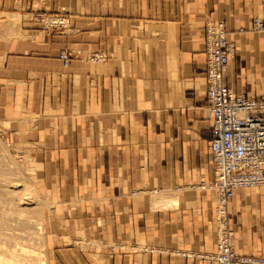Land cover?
<instances>
[{"label":"crops","instance_id":"crops-1","mask_svg":"<svg viewBox=\"0 0 264 264\" xmlns=\"http://www.w3.org/2000/svg\"><path fill=\"white\" fill-rule=\"evenodd\" d=\"M33 12L68 28L44 32ZM257 17L264 0H0V122L31 151L51 264H208L203 30L207 18L226 23V79L260 98ZM228 211L236 252L264 257V187L235 190Z\"/></svg>","mask_w":264,"mask_h":264},{"label":"built area","instance_id":"built-area-1","mask_svg":"<svg viewBox=\"0 0 264 264\" xmlns=\"http://www.w3.org/2000/svg\"><path fill=\"white\" fill-rule=\"evenodd\" d=\"M34 22L47 33H61L68 20L59 15L33 12ZM252 31L264 34V20L254 18ZM223 20L207 18L203 30L207 60L206 111L212 123L209 146L213 179L202 182L200 189L215 195L217 245L212 253L202 256L208 264H264L262 256H245L233 246L229 204L237 189L264 187V97L248 98L235 92L226 76L234 45ZM71 53L60 57L68 60ZM101 60L99 54L92 57ZM144 251L155 252L153 249ZM191 257V255H189Z\"/></svg>","mask_w":264,"mask_h":264},{"label":"rangeland","instance_id":"rangeland-1","mask_svg":"<svg viewBox=\"0 0 264 264\" xmlns=\"http://www.w3.org/2000/svg\"><path fill=\"white\" fill-rule=\"evenodd\" d=\"M3 132L0 122V258L10 264H51L31 151L8 142Z\"/></svg>","mask_w":264,"mask_h":264},{"label":"bare ground","instance_id":"bare-ground-1","mask_svg":"<svg viewBox=\"0 0 264 264\" xmlns=\"http://www.w3.org/2000/svg\"><path fill=\"white\" fill-rule=\"evenodd\" d=\"M45 32V31H44ZM7 191V190H6ZM12 194V193H11ZM22 196V195H21ZM1 199V198H0ZM18 203V202H17ZM29 209V208H28ZM27 208H26V210H28ZM22 213V212H21ZM24 217V216H23ZM20 218H22V217H20ZM6 219V218H5ZM22 222V221H21ZM2 223V222H1ZM12 232V231H11ZM20 232V231H19ZM28 235V234H27ZM22 236V235H21ZM5 241V240H4ZM7 242V241H6ZM6 246V245H5ZM4 250V249H3ZM14 250V249H13ZM12 250V251H13ZM11 251V250H10ZM20 251H21V249H20ZM22 251H24L23 249H22ZM32 254V253H31ZM3 256V255H2ZM2 256H1V258H0V264H10V263H7V260L5 261L4 259H2ZM15 257V256H14ZM14 257H12V258H14ZM6 258V257H5ZM7 259V258H6ZM25 259V258H24ZM12 261H13V259H11ZM9 261V260H8ZM19 264H21L20 262H18ZM23 263V262H22Z\"/></svg>","mask_w":264,"mask_h":264}]
</instances>
